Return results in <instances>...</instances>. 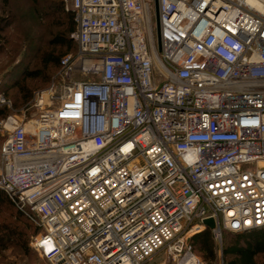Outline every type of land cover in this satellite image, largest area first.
I'll return each mask as SVG.
<instances>
[{
  "label": "built area",
  "instance_id": "1",
  "mask_svg": "<svg viewBox=\"0 0 264 264\" xmlns=\"http://www.w3.org/2000/svg\"><path fill=\"white\" fill-rule=\"evenodd\" d=\"M77 51L0 121V190L48 264H188L264 227V0H65ZM0 104H8L0 96Z\"/></svg>",
  "mask_w": 264,
  "mask_h": 264
},
{
  "label": "trees",
  "instance_id": "2",
  "mask_svg": "<svg viewBox=\"0 0 264 264\" xmlns=\"http://www.w3.org/2000/svg\"><path fill=\"white\" fill-rule=\"evenodd\" d=\"M0 53L8 44V27L13 26L14 17L9 11V0H0ZM33 13L41 21L42 39L35 42L33 27L24 30L20 27L19 40H24L26 49L19 65H22L19 78L5 76L2 82L3 98L14 107L25 104L34 89L47 87L51 77L59 70L60 62L68 54H75L76 43L70 38L75 30L73 14L65 10L62 0H44L46 12L42 13L39 0H31ZM8 9V11H7ZM19 30V29H18ZM22 30V31H21ZM5 105V104H2ZM11 110L0 106V121L11 115ZM24 214L18 211L7 195L0 190V262L5 253L29 257L32 247L30 238L39 233ZM220 254L223 264H264V227L243 232L220 230ZM189 244L195 254L204 262L212 264L215 260V247L209 229L205 228L190 238Z\"/></svg>",
  "mask_w": 264,
  "mask_h": 264
},
{
  "label": "rangeland",
  "instance_id": "3",
  "mask_svg": "<svg viewBox=\"0 0 264 264\" xmlns=\"http://www.w3.org/2000/svg\"><path fill=\"white\" fill-rule=\"evenodd\" d=\"M43 1L44 0H39V5H38V6H42L39 7L40 10H42V13L46 12L45 9L46 5L43 3ZM62 2L66 10V7L69 6L68 4L69 2L68 1L66 2L65 0H62ZM0 6H1V2H0ZM32 8L33 5L31 0H9V11L13 14L14 24L13 26L8 27L6 31V34L8 35L7 36L8 44L4 48L3 52L0 53V88H2V82L5 76L7 77L9 76V79L19 78L20 76L22 65H19V62L23 52L26 49V43L24 42V40H19L20 37L18 35V31L20 33V27L23 28L24 30H27L26 28L28 27H33L32 35L35 36L36 38L35 42L40 43L38 40L42 41V39L40 38L42 37V30H41L42 23L40 19L37 18L36 14L33 13ZM0 14H1V10H0ZM58 71L51 77L49 84L52 81L56 80ZM47 87L42 86L34 89L31 98L21 106L14 107L11 102L5 105L0 104V106H6L8 109L11 110L12 113L11 115H14L18 119H23V117L25 119H28L31 117V115H33L36 112V109L31 106L35 94ZM2 92L3 91H0L1 97H3ZM31 240L32 237L29 240L30 241L29 245L31 243ZM213 246L215 247V260L212 264H223L220 254L221 242L220 245H218L213 241ZM192 252L197 257V259L201 264H208L204 262L197 254H195L193 249ZM0 264H48V263L42 258H40L37 252H35L32 248V254L29 257L15 254L11 250H9L5 253V259L1 261ZM145 264H176V263L172 260V258H169L164 251H161L156 256H154L151 261Z\"/></svg>",
  "mask_w": 264,
  "mask_h": 264
},
{
  "label": "water",
  "instance_id": "4",
  "mask_svg": "<svg viewBox=\"0 0 264 264\" xmlns=\"http://www.w3.org/2000/svg\"><path fill=\"white\" fill-rule=\"evenodd\" d=\"M154 10H155L156 39H157L158 49L160 50V37H159V21H158L157 0H154ZM202 224L209 230L214 227L213 221L211 219L202 220Z\"/></svg>",
  "mask_w": 264,
  "mask_h": 264
},
{
  "label": "bare ground",
  "instance_id": "5",
  "mask_svg": "<svg viewBox=\"0 0 264 264\" xmlns=\"http://www.w3.org/2000/svg\"><path fill=\"white\" fill-rule=\"evenodd\" d=\"M188 264H197L194 259L190 260Z\"/></svg>",
  "mask_w": 264,
  "mask_h": 264
}]
</instances>
